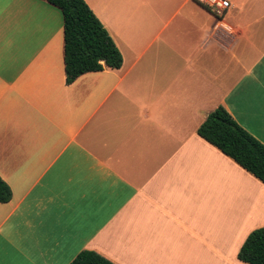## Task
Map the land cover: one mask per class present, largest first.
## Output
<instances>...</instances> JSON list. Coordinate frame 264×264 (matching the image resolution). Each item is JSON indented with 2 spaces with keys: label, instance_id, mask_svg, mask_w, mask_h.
I'll return each mask as SVG.
<instances>
[{
  "label": "crops",
  "instance_id": "1",
  "mask_svg": "<svg viewBox=\"0 0 264 264\" xmlns=\"http://www.w3.org/2000/svg\"><path fill=\"white\" fill-rule=\"evenodd\" d=\"M84 1L123 62L67 85L61 12L0 0V264H201L205 215L230 233L214 262L245 264L264 184L197 130L223 107L264 145V0H226L223 17L195 0Z\"/></svg>",
  "mask_w": 264,
  "mask_h": 264
},
{
  "label": "trees",
  "instance_id": "2",
  "mask_svg": "<svg viewBox=\"0 0 264 264\" xmlns=\"http://www.w3.org/2000/svg\"><path fill=\"white\" fill-rule=\"evenodd\" d=\"M43 1L62 14L67 85L85 73L100 72L104 68L117 70L122 66L119 50L84 0ZM197 134L264 184V145L241 128L223 107L207 116ZM11 196L10 188L0 178V203H8ZM237 258L245 264H264V227L248 235ZM70 264L113 263L94 252L83 251Z\"/></svg>",
  "mask_w": 264,
  "mask_h": 264
},
{
  "label": "rangeland",
  "instance_id": "3",
  "mask_svg": "<svg viewBox=\"0 0 264 264\" xmlns=\"http://www.w3.org/2000/svg\"><path fill=\"white\" fill-rule=\"evenodd\" d=\"M204 234L207 233V236L205 238V242L209 243V247H205L203 249V253L200 257L201 264H216L214 260L218 258L219 260L223 257L226 260V249L227 244L229 242L228 235L230 234L227 230L226 231H216L215 227L216 224L213 221H210L208 219V216H204ZM232 224L228 223L227 227ZM227 239V240H226ZM217 250V253H214V250ZM227 264L229 262L226 261ZM220 264V263H219Z\"/></svg>",
  "mask_w": 264,
  "mask_h": 264
},
{
  "label": "built area",
  "instance_id": "4",
  "mask_svg": "<svg viewBox=\"0 0 264 264\" xmlns=\"http://www.w3.org/2000/svg\"><path fill=\"white\" fill-rule=\"evenodd\" d=\"M201 6L210 10L216 17H223L230 9V4L226 0H195Z\"/></svg>",
  "mask_w": 264,
  "mask_h": 264
}]
</instances>
